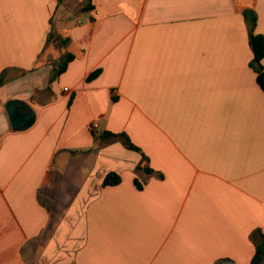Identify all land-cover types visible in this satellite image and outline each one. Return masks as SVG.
I'll use <instances>...</instances> for the list:
<instances>
[{"label": "crops", "instance_id": "0c3cea01", "mask_svg": "<svg viewBox=\"0 0 264 264\" xmlns=\"http://www.w3.org/2000/svg\"><path fill=\"white\" fill-rule=\"evenodd\" d=\"M246 9L264 35V0H0V264L250 263L264 91ZM51 30L69 43L44 49ZM10 99L28 128L12 129ZM110 171L119 184L103 185Z\"/></svg>", "mask_w": 264, "mask_h": 264}, {"label": "trees", "instance_id": "16d2710c", "mask_svg": "<svg viewBox=\"0 0 264 264\" xmlns=\"http://www.w3.org/2000/svg\"><path fill=\"white\" fill-rule=\"evenodd\" d=\"M61 1V0H59ZM249 33V42L252 48L253 56L250 60V66L257 73V82L264 91V35L256 31L257 27V13L252 9H246L243 12ZM69 38H63L57 34L54 30H51L48 38L46 40L45 48L49 45L54 44L55 46L61 47L62 45H67L69 43ZM75 58V54L72 52L63 53L58 59L52 60L53 69L49 78V84L44 89L47 92H51V84L55 81L64 71H66L69 63ZM100 69H96L91 74H89L88 79H92L100 74ZM24 71H21V74H24ZM7 81V70L0 73V85L4 84ZM93 134L96 139H101L103 143H107L116 139H119L124 146L129 149L138 151L142 154V159L140 163L136 166V171L142 170L148 175L157 173L159 177H163V173L156 171L147 163L149 162L148 156L142 152L141 148L136 145L126 134L125 132H112L108 130H103L99 134L92 128ZM76 153V151H73ZM122 181L121 175L116 171L108 172L104 179L103 185H115L119 184ZM136 186L139 189L143 188V182H141L137 177L134 179ZM250 238L255 245V253L249 264H264V231L261 228H256L250 234ZM222 260H217L214 264H220Z\"/></svg>", "mask_w": 264, "mask_h": 264}, {"label": "water", "instance_id": "95a60500", "mask_svg": "<svg viewBox=\"0 0 264 264\" xmlns=\"http://www.w3.org/2000/svg\"><path fill=\"white\" fill-rule=\"evenodd\" d=\"M27 110L21 108L20 103L15 99H10L6 104V110L10 125L13 130H22L28 128L34 119V114L30 106ZM220 264H235L230 260H225Z\"/></svg>", "mask_w": 264, "mask_h": 264}, {"label": "built area", "instance_id": "2783aa9c", "mask_svg": "<svg viewBox=\"0 0 264 264\" xmlns=\"http://www.w3.org/2000/svg\"><path fill=\"white\" fill-rule=\"evenodd\" d=\"M64 90H68V87H64ZM98 127V123L97 122H94L91 126V128H96Z\"/></svg>", "mask_w": 264, "mask_h": 264}, {"label": "rangeland", "instance_id": "374dc122", "mask_svg": "<svg viewBox=\"0 0 264 264\" xmlns=\"http://www.w3.org/2000/svg\"><path fill=\"white\" fill-rule=\"evenodd\" d=\"M32 251V250H31ZM29 261H28V263L29 264H36L33 260H32V258H31V254L29 253Z\"/></svg>", "mask_w": 264, "mask_h": 264}]
</instances>
